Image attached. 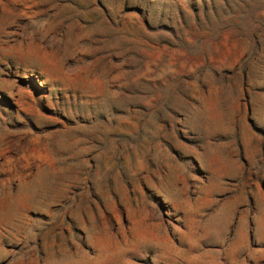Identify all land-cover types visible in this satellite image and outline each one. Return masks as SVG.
<instances>
[{"label":"rangeland","instance_id":"obj_1","mask_svg":"<svg viewBox=\"0 0 264 264\" xmlns=\"http://www.w3.org/2000/svg\"><path fill=\"white\" fill-rule=\"evenodd\" d=\"M0 264H264V0H0Z\"/></svg>","mask_w":264,"mask_h":264}]
</instances>
